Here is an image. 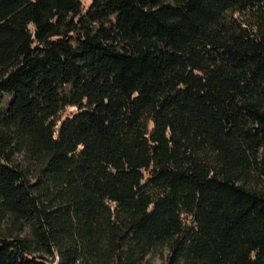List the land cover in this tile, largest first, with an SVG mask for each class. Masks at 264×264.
Returning <instances> with one entry per match:
<instances>
[{
	"label": "trees",
	"instance_id": "trees-1",
	"mask_svg": "<svg viewBox=\"0 0 264 264\" xmlns=\"http://www.w3.org/2000/svg\"><path fill=\"white\" fill-rule=\"evenodd\" d=\"M4 99L0 264H264V0H0Z\"/></svg>",
	"mask_w": 264,
	"mask_h": 264
},
{
	"label": "rangeland",
	"instance_id": "rangeland-1",
	"mask_svg": "<svg viewBox=\"0 0 264 264\" xmlns=\"http://www.w3.org/2000/svg\"><path fill=\"white\" fill-rule=\"evenodd\" d=\"M83 5H86L89 0H80ZM8 99H4L2 102H0V105H6ZM70 108H65V112L69 111ZM162 258V253L156 251L155 253L151 254L148 258V260L153 264H159Z\"/></svg>",
	"mask_w": 264,
	"mask_h": 264
}]
</instances>
